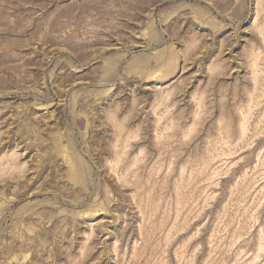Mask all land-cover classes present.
Wrapping results in <instances>:
<instances>
[{
  "label": "rangeland",
  "instance_id": "1",
  "mask_svg": "<svg viewBox=\"0 0 264 264\" xmlns=\"http://www.w3.org/2000/svg\"><path fill=\"white\" fill-rule=\"evenodd\" d=\"M0 264H264V0H0Z\"/></svg>",
  "mask_w": 264,
  "mask_h": 264
},
{
  "label": "bare ground",
  "instance_id": "2",
  "mask_svg": "<svg viewBox=\"0 0 264 264\" xmlns=\"http://www.w3.org/2000/svg\"><path fill=\"white\" fill-rule=\"evenodd\" d=\"M263 246V245H262ZM260 248V247H259ZM263 249V248H262ZM258 251H261L260 249ZM259 253V252H258ZM258 255V254H257ZM257 257V256H256Z\"/></svg>",
  "mask_w": 264,
  "mask_h": 264
}]
</instances>
